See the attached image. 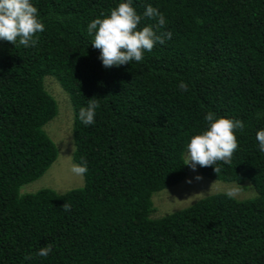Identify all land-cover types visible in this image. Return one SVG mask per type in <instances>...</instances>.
<instances>
[{
	"label": "trees",
	"instance_id": "16d2710c",
	"mask_svg": "<svg viewBox=\"0 0 264 264\" xmlns=\"http://www.w3.org/2000/svg\"><path fill=\"white\" fill-rule=\"evenodd\" d=\"M117 2L34 0L45 24L36 45L0 40V264H264V152L255 136L264 128V0H134L141 14L148 5L162 12L158 34L171 37L142 62L105 68L87 24ZM47 74L71 97L73 139L64 146L52 134L69 130L57 125L64 110L45 89ZM90 99L100 106L85 126L78 112ZM207 111L245 127L231 161L201 171L254 195L197 191L152 216L156 194L189 186L185 149ZM81 158L83 183L66 184L59 168ZM42 176L52 181L21 190ZM47 244L52 252L38 256Z\"/></svg>",
	"mask_w": 264,
	"mask_h": 264
},
{
	"label": "clouds",
	"instance_id": "9594fccd",
	"mask_svg": "<svg viewBox=\"0 0 264 264\" xmlns=\"http://www.w3.org/2000/svg\"><path fill=\"white\" fill-rule=\"evenodd\" d=\"M145 17L154 19L156 25L141 26V21ZM58 19L61 18L58 17ZM166 23L164 14L156 7L148 5L141 14L134 7V0H118L115 7L107 13L102 12L87 24V32L92 37L90 41L92 47L99 49L98 59L102 66L111 68L131 62H142L145 52H150L157 43L163 44L165 37H171V32L158 34V29L164 28ZM44 31L45 24L40 19V13L34 4V0H0V40L8 41L13 45L18 42L19 45L27 48L35 46L37 43L36 34ZM51 80L55 84L58 83L67 94L71 105L73 123L74 112L70 95L54 75L47 74L43 79L45 89L54 98H56L53 94L55 85L49 86ZM179 88L181 91H188V85L183 81L180 82ZM99 106L97 100L90 99L87 106H82L79 109L78 118L82 124L90 126L95 123ZM204 121L205 127L189 138L185 149L187 176L193 172L194 176L199 177L201 180L198 182L200 189L204 183L208 182L222 185L235 184L245 188L243 187L244 183L211 178L201 171V167L214 166L217 173L218 169L215 167L217 162L229 163L231 161L232 155L238 147L236 133L244 130V122L238 118L219 116L212 111H207L204 114ZM70 132H67L65 137L72 140V130ZM255 136L259 150L264 152V128H259ZM88 170L87 161L83 158L79 163H74L71 168V171L80 177H83ZM234 191H216L200 196L226 192L225 194L231 198L234 196ZM70 207L68 203L63 204L65 211H69ZM52 250V245L47 244L38 249L37 255L47 258ZM25 259H31V256H25Z\"/></svg>",
	"mask_w": 264,
	"mask_h": 264
},
{
	"label": "rangeland",
	"instance_id": "374dc122",
	"mask_svg": "<svg viewBox=\"0 0 264 264\" xmlns=\"http://www.w3.org/2000/svg\"><path fill=\"white\" fill-rule=\"evenodd\" d=\"M48 77V76H46ZM45 77V78H46ZM55 85V86H54ZM49 86L53 87V94L56 96V101L58 104V108H62V110H64V113H61V115L56 119V122H58L63 128H66L67 130H69L70 132V128L69 126H71L72 123V110H71V105L70 102L68 100V96L67 94L60 88L59 84L56 83L51 80L49 82ZM71 119V120H70ZM68 120L69 123H68ZM47 125V123L45 124V126ZM54 136L56 135L58 137V141L60 142L61 146H64V143L62 144V139L65 138V135H62L63 133L59 130H54L52 133ZM72 145L70 147H67L65 149V154H67V157L69 158L71 156V150H72ZM71 162V160H70ZM67 163V162H64ZM64 163H62L61 165H63ZM72 163V162H71ZM59 165V166H61ZM57 167V166H56ZM71 166H63L60 169V174L65 178L66 180V184H71V183H76L74 182L75 180H79L78 176L76 174H74L71 171ZM82 182L84 178L81 177ZM186 180L189 181V186L186 188L185 184H182V186L180 185H175L173 187H170V189H167L165 191H163L160 194H156V196H154V200L156 201L155 203V212L153 213V216H159L162 215V213H166L170 210L171 207H175V206H179L185 203H188L193 196H195V193L198 191L199 195H204V194H208L211 192H216V191H228V190H235L234 191V196L238 197V198H244V197H248V196H252L254 195V191L253 189L250 188H242L238 185L232 184V185H222V184H218V183H204L202 188L200 189V178L197 176H194V173L191 172V174H188V176L186 177ZM50 181H52V178H47L45 181L43 179V176L31 183L25 184L21 190L22 191H34L37 188L40 187H44V184H48ZM54 183L56 184V181L54 180ZM227 183V182H226ZM75 186H79V184H73L72 187ZM56 189L58 190H63L61 185L56 186ZM179 199L177 201H172L175 198Z\"/></svg>",
	"mask_w": 264,
	"mask_h": 264
}]
</instances>
